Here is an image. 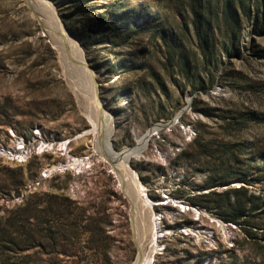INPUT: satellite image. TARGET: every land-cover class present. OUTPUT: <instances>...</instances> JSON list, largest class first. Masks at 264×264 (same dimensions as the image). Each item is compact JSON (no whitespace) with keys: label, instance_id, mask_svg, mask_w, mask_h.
I'll use <instances>...</instances> for the list:
<instances>
[{"label":"rangeland","instance_id":"1","mask_svg":"<svg viewBox=\"0 0 264 264\" xmlns=\"http://www.w3.org/2000/svg\"><path fill=\"white\" fill-rule=\"evenodd\" d=\"M46 1L69 38V61L44 8L0 0V264H132L137 239L151 250L155 219L153 264H264V25L254 31L242 16L232 30L216 21L226 0H210L216 31L205 56L192 0ZM128 18L142 25L130 36ZM163 34L185 49L170 57ZM84 69L112 117L115 152L194 96L175 125L151 136L145 157L130 161L136 177L123 176L152 200L145 217L93 131ZM240 186L263 204L242 224L203 197Z\"/></svg>","mask_w":264,"mask_h":264},{"label":"bare ground","instance_id":"2","mask_svg":"<svg viewBox=\"0 0 264 264\" xmlns=\"http://www.w3.org/2000/svg\"><path fill=\"white\" fill-rule=\"evenodd\" d=\"M33 1L35 2L34 5L36 7H42L46 10V12L49 13L50 17L48 18L54 19L52 21L55 25L53 26V35L55 36V39L57 40L58 44L57 43L56 44L59 47L60 53L62 54V56L65 59H67V61H69V38H63L61 35H59V32H61L63 29L59 25L58 17L54 14L53 11H51L53 10L52 5L46 0H33ZM44 16H45V13H44ZM83 71H84V74H81V75L85 77L84 84L86 85L87 91H88V93L83 94L84 98L86 97L87 99V101L83 103L85 105L86 113L92 123L93 131L97 134V136L100 139L103 138V142L107 146L106 155L112 161L113 166L117 170L118 175L121 176L120 181L122 182L123 188H125L127 190V193L132 197L133 208L135 209V211H138L139 213L140 212L143 213L145 217L147 215V210L152 209V200L146 196L144 189L140 186L139 183L135 185L136 190L134 189V191L130 189L129 187H127L123 176L128 175L129 173H132V177L135 176V173L131 172L130 161L133 159H141L145 157V151L149 144V139L151 138V136L149 137V135H147L148 131L151 130V133L153 132L152 135H154L158 130H161L162 127L155 126L158 123L154 124V126L151 127L152 129L149 128L144 133H138L136 135L135 145H133L132 147L125 148L124 150L120 152H115L112 149L111 142H110L111 136L113 134V120H112L111 115L103 107V103L101 102V99L98 97L97 84L93 79L95 76L94 75L95 73H93V71L89 72L86 69H84ZM186 111H190V108H187ZM17 147L21 149L22 153L24 152V149H23L24 144L22 142V139H19ZM19 158H21V155L17 156V159ZM158 226H159V222H157V219H155L153 227L151 226L153 234H151L152 235V239H151L152 247L150 251L148 252L144 251V245H143L144 242L142 243L141 241L140 243L141 238L137 239L139 242L140 254L138 255V258L132 264H153L154 263L155 253L157 252L158 248L160 249V247L158 246V238L160 236ZM136 227H137V224H136ZM137 236L139 237V235Z\"/></svg>","mask_w":264,"mask_h":264},{"label":"trees","instance_id":"3","mask_svg":"<svg viewBox=\"0 0 264 264\" xmlns=\"http://www.w3.org/2000/svg\"><path fill=\"white\" fill-rule=\"evenodd\" d=\"M117 3H115L114 9L117 11ZM210 4V0H192L190 3V9L195 16V32L197 33L198 43L202 47V52L205 56L209 55L210 50H213V45L209 42V38L213 31H216L214 26V18L213 12L208 8ZM226 8L225 10L218 12L219 14L216 17V21H219L221 16L222 20L226 22L227 25L232 26L235 29L234 25H237L241 21V17L245 16L248 21H252L253 30L262 32L264 25V13H261L260 3L258 0H226ZM118 12L116 13V15ZM253 15H255L253 17ZM113 15V19H115ZM120 16V15H119ZM128 29L130 31L128 36L133 33L134 28H141V23H137L132 18H128ZM144 25V24H143ZM114 33H118L122 31V29L115 25ZM163 43L167 46L169 50V56H172L171 49L183 50L184 42L180 40L179 44L169 43L167 39V35H162ZM175 58V54L173 56ZM226 180H229L227 178ZM215 183V181H212ZM236 193L237 200L235 202L231 199V194ZM206 203L211 204L217 212L220 211V215L224 220L233 222L235 224H242L241 221L243 216L249 214L248 212H252L253 210H257L261 208V203L258 202L260 197L255 195H248V189L245 186H240L238 188L232 190H226L223 192H219L217 190H213L205 195H203Z\"/></svg>","mask_w":264,"mask_h":264},{"label":"water","instance_id":"4","mask_svg":"<svg viewBox=\"0 0 264 264\" xmlns=\"http://www.w3.org/2000/svg\"><path fill=\"white\" fill-rule=\"evenodd\" d=\"M77 63H79V62H77ZM79 64H81V63H79ZM82 64H83V66H85V67H87V68H89V69H92V68L89 66V64H88V62H87L85 56H84V62H83ZM82 64H81V65H82ZM92 70H93V69H92ZM218 84H219V81H218V83H217L216 88L219 87ZM212 94H214L213 91H208V92H207V95L210 96V97H211ZM193 98H194V96H193V97H189L188 105L185 106V107H183L182 109H180L172 119H170V120L167 121V122H161V123H158V124L156 123L157 125H155V126H161V127H162L161 129H166V127L169 126V125H171V126L175 125V123H177V122L179 121L180 117H181L182 114L186 111V109H187V108H191V102H192ZM153 126H154V124H153L151 127H153ZM151 127H150V128H151ZM151 129H152V128H151ZM152 133H153V132H152ZM152 133H151V130H149L147 135H149V137H150V136H152ZM149 137H148V138H149ZM231 184H232L231 182H228V183H221V184H219L218 186L226 189V188H227L228 186H230Z\"/></svg>","mask_w":264,"mask_h":264}]
</instances>
